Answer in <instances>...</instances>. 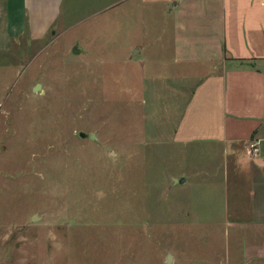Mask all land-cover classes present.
Instances as JSON below:
<instances>
[{"label":"rangeland","instance_id":"374dc122","mask_svg":"<svg viewBox=\"0 0 264 264\" xmlns=\"http://www.w3.org/2000/svg\"><path fill=\"white\" fill-rule=\"evenodd\" d=\"M93 5L0 52V264H222L227 158L174 139L199 69L173 62L175 10Z\"/></svg>","mask_w":264,"mask_h":264},{"label":"crops","instance_id":"0c3cea01","mask_svg":"<svg viewBox=\"0 0 264 264\" xmlns=\"http://www.w3.org/2000/svg\"><path fill=\"white\" fill-rule=\"evenodd\" d=\"M166 2L176 15L173 62L199 67L180 76L193 86L174 139L213 143L227 158L221 263L264 264V0ZM64 3L0 0V52L25 34L45 38Z\"/></svg>","mask_w":264,"mask_h":264},{"label":"water","instance_id":"95a60500","mask_svg":"<svg viewBox=\"0 0 264 264\" xmlns=\"http://www.w3.org/2000/svg\"><path fill=\"white\" fill-rule=\"evenodd\" d=\"M78 52H83V50L78 49V48H77V45H75L74 48H73V53H74V54H77ZM39 89H40V85H36V86L34 87V90H35V91H37V90H39ZM79 136H80V137H83V138H86V137H87V138H89V139H91V140H93V141H96L95 133L87 134V133H85V132H79ZM173 181H174V182H177V181L182 182V181H184V179H180V180L174 179ZM169 260H170V258H169ZM169 260H168V261H169Z\"/></svg>","mask_w":264,"mask_h":264},{"label":"built area","instance_id":"2783aa9c","mask_svg":"<svg viewBox=\"0 0 264 264\" xmlns=\"http://www.w3.org/2000/svg\"><path fill=\"white\" fill-rule=\"evenodd\" d=\"M249 146H250L251 149H253V148L255 147V143H254V142H251V143L249 144Z\"/></svg>","mask_w":264,"mask_h":264}]
</instances>
